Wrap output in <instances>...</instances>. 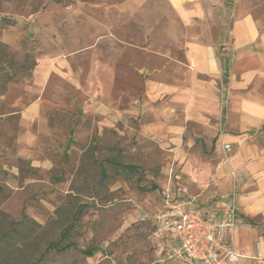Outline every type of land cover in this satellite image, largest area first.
Masks as SVG:
<instances>
[{"label":"rangeland","instance_id":"1","mask_svg":"<svg viewBox=\"0 0 264 264\" xmlns=\"http://www.w3.org/2000/svg\"><path fill=\"white\" fill-rule=\"evenodd\" d=\"M118 1L0 0L3 59L21 77L7 83L0 73V240L9 233L16 245L12 264L155 263L149 221L174 158L143 133L155 105L144 99L146 79L117 78ZM235 1L264 20V0ZM99 67L98 93L88 79ZM35 102L41 116L27 124L22 113ZM193 133L185 161L214 162ZM69 226L78 248L49 251Z\"/></svg>","mask_w":264,"mask_h":264},{"label":"crops","instance_id":"2","mask_svg":"<svg viewBox=\"0 0 264 264\" xmlns=\"http://www.w3.org/2000/svg\"><path fill=\"white\" fill-rule=\"evenodd\" d=\"M100 70L88 79L98 93L106 84ZM125 73L146 79L144 99L155 105L143 133L173 154L174 183L201 192L216 178L224 191H235L233 242L246 256L260 242L264 253V20L234 0H120L117 78ZM41 109L33 103L23 120L30 124ZM190 126V141L201 151L209 146L214 162L185 161ZM224 144L232 147L229 168Z\"/></svg>","mask_w":264,"mask_h":264},{"label":"built area","instance_id":"3","mask_svg":"<svg viewBox=\"0 0 264 264\" xmlns=\"http://www.w3.org/2000/svg\"><path fill=\"white\" fill-rule=\"evenodd\" d=\"M223 166L230 165L226 155L232 147L224 144ZM230 175L235 173L230 169ZM162 206L152 215L151 233L154 264H256L264 261L263 248L256 243L255 253L244 255L232 235L238 226L235 191H224L218 179H211L199 194L174 183V166L168 182L160 191Z\"/></svg>","mask_w":264,"mask_h":264},{"label":"trees","instance_id":"4","mask_svg":"<svg viewBox=\"0 0 264 264\" xmlns=\"http://www.w3.org/2000/svg\"><path fill=\"white\" fill-rule=\"evenodd\" d=\"M3 23L12 26L14 23L9 20H3ZM3 45L0 43V73L2 74V78L8 82L16 81L19 80L21 77H19L18 69L15 68V64L13 63L12 60H8L7 58H4L3 54ZM22 73V72H21ZM2 93H0L1 95ZM117 167V163H114ZM123 168V170H128L132 169L130 166H119ZM108 176L105 170H102V181L105 182L107 180ZM150 224H151V229H150V237L151 233L154 229V222L152 219H150ZM74 231L73 227L69 226L67 227L63 233L61 234L60 238L57 241H53L49 244L48 250L49 251H55V252H60L64 253L67 252L71 249H77L76 243L72 240L73 234L72 232ZM10 234L3 233L2 238L0 240V264H12L13 261V256L16 255L19 251L16 250V245L15 244H10ZM84 254L88 255L89 257H93L94 254L96 253V250L93 251H84ZM6 256V257H5ZM5 258V261L2 260V258Z\"/></svg>","mask_w":264,"mask_h":264}]
</instances>
